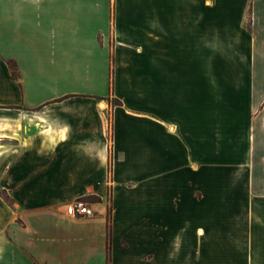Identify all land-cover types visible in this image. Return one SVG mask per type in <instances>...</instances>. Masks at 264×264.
<instances>
[{
    "label": "crops",
    "instance_id": "1",
    "mask_svg": "<svg viewBox=\"0 0 264 264\" xmlns=\"http://www.w3.org/2000/svg\"><path fill=\"white\" fill-rule=\"evenodd\" d=\"M230 199L264 264V0H0V264H211Z\"/></svg>",
    "mask_w": 264,
    "mask_h": 264
},
{
    "label": "rangeland",
    "instance_id": "2",
    "mask_svg": "<svg viewBox=\"0 0 264 264\" xmlns=\"http://www.w3.org/2000/svg\"><path fill=\"white\" fill-rule=\"evenodd\" d=\"M239 216L237 208V200L230 199L229 214L223 216L213 217V239L219 244L222 241H226L228 246L217 247L214 249L213 263L211 264H255L252 262L250 249L239 247ZM222 229H224L222 231ZM249 240V237L247 236ZM250 239H253L252 234ZM210 250L207 248L198 249V264H210L206 263L209 259Z\"/></svg>",
    "mask_w": 264,
    "mask_h": 264
},
{
    "label": "built area",
    "instance_id": "3",
    "mask_svg": "<svg viewBox=\"0 0 264 264\" xmlns=\"http://www.w3.org/2000/svg\"><path fill=\"white\" fill-rule=\"evenodd\" d=\"M66 212L70 216H93L94 212L89 202L84 199H75L66 205Z\"/></svg>",
    "mask_w": 264,
    "mask_h": 264
},
{
    "label": "trees",
    "instance_id": "4",
    "mask_svg": "<svg viewBox=\"0 0 264 264\" xmlns=\"http://www.w3.org/2000/svg\"><path fill=\"white\" fill-rule=\"evenodd\" d=\"M10 68H11V72H12V75L13 76H17V71H16V68H15V64L11 61L8 62ZM111 69H110V75H111ZM110 85H111V80H110ZM110 89H111V86H110ZM119 101L116 100V99H113V103H118ZM95 197H91V199H94ZM109 248L107 247V252H108Z\"/></svg>",
    "mask_w": 264,
    "mask_h": 264
}]
</instances>
